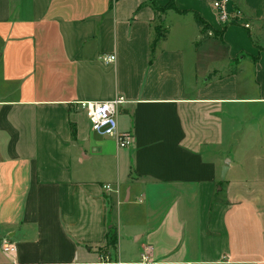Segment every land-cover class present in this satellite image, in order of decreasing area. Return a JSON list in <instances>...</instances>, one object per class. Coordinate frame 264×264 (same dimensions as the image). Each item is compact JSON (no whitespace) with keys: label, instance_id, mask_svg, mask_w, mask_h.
<instances>
[{"label":"crops","instance_id":"0c3cea01","mask_svg":"<svg viewBox=\"0 0 264 264\" xmlns=\"http://www.w3.org/2000/svg\"><path fill=\"white\" fill-rule=\"evenodd\" d=\"M213 2L0 0V264H264V0Z\"/></svg>","mask_w":264,"mask_h":264},{"label":"built area","instance_id":"2783aa9c","mask_svg":"<svg viewBox=\"0 0 264 264\" xmlns=\"http://www.w3.org/2000/svg\"><path fill=\"white\" fill-rule=\"evenodd\" d=\"M229 4L230 0H214L212 3V8L219 23L225 26L237 23V18L241 16L238 11H230ZM102 61L113 63L115 57L104 56ZM124 104H126L125 99L117 97L106 102H78L77 106L86 115L91 132L101 137L112 138L118 150H126L131 148L133 136L129 133L119 132L117 124L118 110ZM103 190L105 193H116L111 185H105ZM150 254L151 248L146 247L140 254L138 264H156ZM99 264H112V262L108 257L100 256Z\"/></svg>","mask_w":264,"mask_h":264},{"label":"trees","instance_id":"16d2710c","mask_svg":"<svg viewBox=\"0 0 264 264\" xmlns=\"http://www.w3.org/2000/svg\"><path fill=\"white\" fill-rule=\"evenodd\" d=\"M151 7L153 11L159 15H163L168 10L175 11L178 14H181L174 8V5L172 2H170L166 7H163V8H159L158 6L154 4H152ZM193 18L195 21V25L200 30L203 38L206 39L210 35L214 37L217 35L216 32H213L212 29L200 18L198 14L194 13ZM164 37H165V30L161 28H156V30L154 31V38L152 40L151 46L154 47ZM116 240H117L116 231L115 229H112L107 234V248L114 249V247L116 246Z\"/></svg>","mask_w":264,"mask_h":264},{"label":"rangeland","instance_id":"374dc122","mask_svg":"<svg viewBox=\"0 0 264 264\" xmlns=\"http://www.w3.org/2000/svg\"><path fill=\"white\" fill-rule=\"evenodd\" d=\"M241 14V13H240ZM244 17L243 16H239L238 18H237V23H239V24H244L245 26H249L248 25V23L246 22V23H243V19ZM210 37H212L211 39H214V38H216V36L214 37V36H212V35H210ZM89 124V123H88ZM98 136V135H97ZM97 136H95V137H97ZM112 261H117V256H112Z\"/></svg>","mask_w":264,"mask_h":264},{"label":"water","instance_id":"95a60500","mask_svg":"<svg viewBox=\"0 0 264 264\" xmlns=\"http://www.w3.org/2000/svg\"><path fill=\"white\" fill-rule=\"evenodd\" d=\"M223 174H224V171H223V173H222L221 179H223V177H224Z\"/></svg>","mask_w":264,"mask_h":264}]
</instances>
